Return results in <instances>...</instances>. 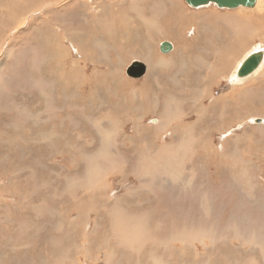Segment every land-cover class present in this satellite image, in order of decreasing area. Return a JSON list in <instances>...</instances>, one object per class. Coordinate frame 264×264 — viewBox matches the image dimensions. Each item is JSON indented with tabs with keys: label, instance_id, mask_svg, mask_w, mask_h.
Instances as JSON below:
<instances>
[{
	"label": "rangeland",
	"instance_id": "1",
	"mask_svg": "<svg viewBox=\"0 0 264 264\" xmlns=\"http://www.w3.org/2000/svg\"><path fill=\"white\" fill-rule=\"evenodd\" d=\"M21 1L0 0V264H180V252L187 256L185 264H264V81L261 83L260 79H255L264 72V67L257 76L243 83H232L231 78L236 76L238 69L236 60L241 59L252 46L264 43V0H259L255 8L237 9H223L215 4L194 8L185 0H173L178 3L175 8L182 11L186 18L181 25L176 17L168 16L169 13L164 15L163 10L168 8L164 4L168 2L164 0H143L144 6L139 5V1L143 13L141 18L132 12L131 16L140 24L145 22L149 26L154 20L155 35L145 38L150 41L149 47L154 56L160 53L166 55L160 49L164 41L173 45L167 54L177 48L172 38L161 37L165 34L161 29L164 26L167 31L171 29L175 37H184L192 42L186 54V63L176 64L180 65V72L188 71L190 75L193 70H199L202 74L197 81L192 78V73V80H189L197 82H191L193 84L188 88L179 86L178 90L172 86L184 96L178 102L184 112L175 118L173 127L184 125L177 130V137L190 141L184 148L174 147L175 153L163 149L165 144L173 141L174 136L158 134L152 129L158 122L155 120L157 116L152 111L144 115L137 112L130 89L122 91V99L117 98L127 108L124 114H117L103 110L108 102L115 109L119 107L120 104L112 101L117 97L112 91L116 85L109 81L99 84L97 79H91L94 82L86 80L90 85L85 87L84 83L71 76V85H67L66 74L57 69L50 42L48 44L45 40L57 38L59 47L67 53L71 51L72 54L68 55L72 59L79 57L81 65L87 63L85 67L89 77L95 68L110 67V70L121 74L120 78L140 83L148 73V61L129 55L124 41H114L105 49L101 45L102 36L94 34V23H87L84 28L95 37L94 51H101L102 56L93 58V61L83 60L77 44L65 36L63 30L66 24L74 22L79 26L83 22L82 8L77 2L70 8L71 12L62 11V14H57L60 11L53 14L39 11V7L35 6L29 11L34 12L35 9V16L15 24L18 28H10L12 34L5 33L9 27L8 24L3 26L1 19L6 12L11 14ZM38 1L45 2V8H48L53 0ZM99 1L89 0L86 9L95 12L92 6ZM125 2L130 7L136 4V0ZM204 11L206 13L201 14ZM159 19L161 23H158ZM244 25L252 32L243 31L248 37L243 39L244 45L239 46L240 53L230 65L229 79L218 78L211 86L214 93L203 95L208 89L205 74L216 61L214 50L224 47L226 38L234 36L235 28ZM259 31L263 34H258ZM49 32L52 36L46 35ZM6 37L10 38L6 40ZM1 41H7L3 44L4 49ZM67 60L65 58L62 62L68 64ZM136 61L147 63V71L141 76H131L126 72ZM121 67H124L123 70H120ZM62 84L66 89L59 90ZM246 84L250 86L249 93H239V89ZM192 87L202 93L200 98L189 95ZM233 89L236 91L231 93ZM91 94L97 96L90 99L89 107L88 99L82 103L81 98L85 100ZM223 94H231L228 106L219 105L218 113L214 110L203 114L202 121L208 122V127H193L199 114L191 111V105L185 103V99L197 100L195 105L199 103L201 110L203 103L204 110ZM172 97L173 100L177 98ZM105 130L115 134H112L115 146L112 143L113 146L104 148L99 144ZM144 133L149 137L150 147L144 148L142 142L136 144L132 139L126 141L131 135L143 138ZM196 134L201 148L190 144ZM132 142L136 144L133 148L129 145ZM88 156L95 159L91 160ZM93 167H103L105 172L101 178H91L89 172ZM150 169H153L152 174ZM123 196H127V201L138 203L137 206H147V215L140 219L142 222L130 219L125 228L117 224L118 212L113 203ZM194 225L200 230H193ZM166 226L171 227L168 229L171 232L163 229ZM196 235H199L198 238H195ZM153 244L157 249L152 248ZM230 248L239 253L234 257H223L222 254ZM159 250H162L160 254H153ZM252 255L257 257L252 258ZM261 256L263 259H260ZM248 259H251L250 262Z\"/></svg>",
	"mask_w": 264,
	"mask_h": 264
},
{
	"label": "bare ground",
	"instance_id": "2",
	"mask_svg": "<svg viewBox=\"0 0 264 264\" xmlns=\"http://www.w3.org/2000/svg\"><path fill=\"white\" fill-rule=\"evenodd\" d=\"M6 1V0H5ZM9 1V0H7ZM89 1V0H88ZM87 0H53L51 2H49V6L48 8H45L46 3L45 2H41L38 0H22L21 2H19V6H17L15 8V10L9 14V12H4V19H1V23L3 26L7 25V27H9L8 30L5 31V33L10 32L11 33V29L12 27L16 26L15 24H21L23 22V20H28L27 18L29 16H35V9L34 12H29L30 10H32L35 6L39 7V11H44V12H50V14L56 13L57 11H60V13L57 14H62L63 12H71L69 10H71L73 7V5H80L82 8V14L83 17L81 16V21H83L82 23H79V26H76L74 22H71L70 24H66L65 27L63 28L64 30V35L67 36L68 38H70L73 43L77 44V47L79 49V52L81 53V56L83 58V60H92L93 58L99 59L102 56L101 51L95 52L94 51V41H95V37L89 35L88 31L84 28V25L87 23H94V31H95V36L101 35L102 36V40H103V45L105 47V49H107L106 47H108V45L111 46V44L114 43V41L116 42H121L124 41L125 45L127 47V53L129 55L133 56H137V58H143V60L145 59L146 61H148V73L147 75L145 74V78L143 79V81L140 83L137 82H129L130 80L124 79V78H120L119 73L117 72V70H110V67L107 69L105 67H103V69L100 68H95L93 69V73L91 74V76L89 77L87 75L86 72V67L85 65L87 63H85V65H81L80 64V60L81 58L77 57L75 59H72L68 54H72L71 51L69 50V53H67V51H65L64 49H62L61 47H59V43H58V39L54 38V37H50L48 38L47 41L48 44L50 42V48L52 49L51 55L53 58V61L56 63V66H58L59 70H61L63 73L66 74V78L64 76V79L68 80V84L67 85H71L70 81H71V77L76 78L79 83H84L85 87L90 85L89 83L87 84L86 80L89 82H94L93 80L91 81V79H97L99 84H104L103 82L105 81H109L110 83L116 85L117 87L113 88L112 91L116 94L117 97H115V100H112L114 103L115 101L120 104L118 105L121 108H114V106L109 105L107 103V107L103 110H108L110 113L111 112H116L117 114H124L126 112V107H123V103H121V101H119V99H117L118 97L120 99L123 98V96L121 94L123 90H129L131 91L132 97L134 99V103L136 102V104H134L135 110L137 112L142 113V115H144L145 113L152 111L154 112V114L157 116V118L155 119L156 121H158L155 125H153L152 129H155L158 134L160 133H164L170 136H174L173 141L171 143L165 144L163 146L164 150H171L170 153L173 151V149H175L174 147L178 146H182V148L186 147L190 141H186L183 139H178L177 137V130L180 129L181 127L183 128L184 125L180 124L177 125L176 128L173 127L174 125V121L175 118L179 117V113L184 112V109L181 107V105L179 106V100H181V98H183V94H179L177 89L179 90V86L182 88H188L190 87L189 85L193 84L191 82L194 81H190L192 79V73H193V77L194 79H197V81H199V77L202 75L201 72L199 70H193L192 73L190 75H188V71H182L180 72V65L183 64L186 61V54L187 51L189 50L188 48L190 47V45H192V42H188L186 38L184 37H175L170 31H167V29L165 30L164 26H161L162 29V33H165L163 35H161V37H170L172 38L176 45L177 48H175V50L170 53L167 54L168 52H165L166 55L163 54H159L157 56L153 55L152 50L150 49L149 45H150V41L147 42L145 40L146 36L150 35V37H153L155 35L156 32V25L154 24V20H152V22H150L149 26L147 24H145L144 20H142V24L139 23L138 20L134 19L131 15L132 12L135 13L137 18H141V16L143 15L142 10L139 8V5L144 6L143 0H136V4L133 5V7H130L125 1L126 0H119V2H115L117 0H100L99 3L97 4H93L92 8L93 10H95V12H91L89 10L86 9V5L88 4ZM140 1V4L138 3ZM161 1V0H160ZM159 1V2H160ZM168 3L166 4V10L164 11V15H167V13H169L168 16H172V17H176L178 20V23L181 25L183 24V22L186 21V18L184 17V15L182 14V11H178L177 8H175V6H178V3H175L173 0H164ZM75 2H77V4H75ZM24 3V4H23ZM259 3V0L256 3ZM23 4V6H22ZM139 4V5H138ZM153 4V3H152ZM13 7H15V5H12ZM11 6V7H12ZM255 6V7H256ZM37 7V8H38ZM56 7V9H54ZM72 7V8H71ZM254 7V8H255ZM3 8V7H2ZM45 8V9H44ZM71 8V9H70ZM68 10V11H67ZM12 11V10H11ZM3 13V14H4ZM14 13V14H13ZM201 13V12H200ZM206 13V11L202 12L201 14ZM264 13V12H263ZM161 14V13H160ZM231 14V13H230ZM192 15V13H191ZM194 15V14H193ZM3 16V15H2ZM45 18V17H43ZM83 18V19H82ZM42 20V17L40 18ZM92 20V21H90ZM219 21V20H218ZM35 22V21H34ZM38 22V20H37ZM161 23V20H158V23ZM244 22V21H243ZM40 23V22H39ZM38 23V24H39ZM44 24H48V22H43ZM42 23V24H43ZM41 24V25H42ZM218 24V23H217ZM232 24V22H231ZM243 24V23H242ZM40 25V24H39ZM21 26V25H19ZM37 26V24H36ZM54 26V25H53ZM62 26V25H61ZM219 26V25H218ZM229 26V25H227ZM18 28V26H16ZM181 27V26H180ZM44 28V27H43ZM173 28V27H172ZM175 28V27H174ZM13 29V28H12ZM185 29V28H184ZM187 29V28H186ZM189 29V28H188ZM207 29V28H206ZM219 29V28H218ZM225 29V27H224ZM236 31L234 32V36H228L226 38V44H224V47L219 48L218 51L214 50L217 54H214V56L216 57V61L213 62L210 65V70L207 74H205V76L207 77L206 82V86L208 87V89L204 92L203 95H206L207 92H209L208 95H211L214 93L213 88L211 86L214 85L215 80H217L218 78L222 77V78H228L231 75V71H230V65L233 64L234 59L236 58V56L240 53L239 51V46H241L243 44V39L247 40L248 35H246L245 33H243V31H247L248 34H251L252 30L249 28H246L245 25L244 26H238L235 28ZM41 30V29H40ZM46 30V29H44ZM54 30V29H53ZM52 30V31H53ZM230 30V29H229ZM256 30V29H255ZM4 31V30H3ZM57 31V30H56ZM51 32V31H50ZM50 32L46 35L50 36ZM36 33V32H35ZM43 33V32H42ZM40 33V34H42ZM63 33V32H62ZM258 34H263L262 31L257 32ZM2 34V33H1ZM12 34V33H11ZM157 34V33H156ZM37 35V33H36ZM61 35V34H60ZM188 35V34H187ZM256 35V34H255ZM4 36V35H3ZM7 36V35H6ZM52 36V35H51ZM140 36V37H138ZM210 36V35H209ZM34 37V36H33ZM43 37V36H42ZM56 37V36H55ZM10 38V37H9ZM8 38V39H9ZM46 38V37H45ZM169 38V39H170ZM211 38V37H210ZM5 39V36H4ZM6 37V40H8ZM39 39V36H38ZM37 39V40H38ZM41 39V38H40ZM43 39V38H42ZM216 39V38H215ZM35 40V39H34ZM197 40V39H196ZM200 40V39H199ZM212 40V39H211ZM67 41V40H66ZM111 41V42H110ZM218 41V40H217ZM2 43V49H4L5 45H3L4 43H6L7 41H1ZM169 42V41H168ZM171 45L172 43L169 42ZM194 43V42H193ZM245 43V42H244ZM46 45V44H45ZM58 45V47H57ZM161 45L160 44V49H161ZM217 45V43H216ZM244 45V44H243ZM47 46V45H46ZM62 46V45H61ZM1 47V46H0ZM73 47H75L73 45ZM173 47V45H172ZM262 47V48H260ZM156 48V47H155ZM172 49V48H171ZM170 49V50H171ZM207 49V48H206ZM156 50V49H155ZM202 50V49H201ZM200 50V51H201ZM212 50V49H211ZM258 50V51H256ZM49 51V50H48ZM119 51V50H118ZM162 51V50H161ZM255 51V52H254ZM47 52V51H46ZM186 52V53H185ZM48 53V52H47ZM46 53V54H47ZM199 53V52H198ZM201 53V52H200ZM237 53V54H236ZM123 54V53H122ZM191 54V53H190ZM197 54V53H196ZM258 54V55H256ZM108 55V54H107ZM251 55H255L258 56L259 59V63L257 65L256 68H254L252 71H250L249 73L243 75L239 73V69L241 67V65L246 61V59L248 57H250ZM199 56V55H198ZM211 57V56H210ZM67 58L68 60V64L66 62H62L63 59ZM120 58V57H118ZM196 58H199L196 56ZM112 59V58H111ZM193 59V58H192ZM236 60V59H235ZM93 61V60H92ZM106 61V60H105ZM111 61V60H110ZM110 61H108L107 63H110ZM238 63L237 66V71H236V76H231L232 78V82L234 83H243L249 79H253V77L257 76L259 74V72L262 70V68L264 67V43L258 44L257 46H252L249 51L247 53L244 54V56L241 59H237L236 60ZM45 62V61H44ZM118 62V60H117ZM120 62H123V60L120 59ZM140 63H143L141 61H138ZM47 63V62H46ZM186 63V62H185ZM207 63V62H206ZM51 63L49 62V65ZM112 64V63H111ZM116 64V63H115ZM145 66L146 64L143 63ZM176 64H180V65H176ZM88 65V64H87ZM234 65H236L234 63ZM147 66H146V71H147ZM179 66V67H178ZM46 68H48L46 66ZM62 68V69H60ZM105 68V69H104ZM124 67H121L120 70H123ZM187 68V67H186ZM232 69V68H231ZM53 70V69H52ZM50 69V71H52ZM56 71V70H55ZM204 71V70H203ZM60 72V71H58ZM262 72V71H261ZM50 73V72H49ZM53 73V72H52ZM61 73V74H63ZM188 73V74H187ZM57 74V73H56ZM60 74V73H59ZM47 75V74H46ZM250 75V76H249ZM63 76V75H62ZM71 76V77H69ZM123 76V75H122ZM248 76V77H247ZM246 77V78H245ZM222 78L220 79V81L222 80ZM58 79V78H57ZM190 79V80H189ZM255 79H260L259 81H261V83H263L264 81V72L262 74H260V76L256 77ZM197 81H195L194 83H196ZM65 81L63 80V83ZM137 83V84H136ZM65 84V83H64ZM250 84V83H249ZM94 85H96V83H94ZM184 85V86H183ZM199 85V84H198ZM54 86V85H53ZM177 88L176 90L173 87ZM201 86V85H199ZM55 87V86H54ZM45 88V87H44ZM66 89V86H61V88H59V90L61 89ZM180 88V91L182 92L184 89ZM199 89V88H198ZM202 89V88H201ZM189 90V89H188ZM52 91V89H51ZM236 89H233L231 91L235 92ZM245 91V93H249L250 91V86L249 85H244L239 89V93ZM42 92V91H41ZM184 92V91H183ZM197 92V93H195ZM203 92V90H202ZM53 93V92H52ZM186 94V93H185ZM201 92L199 93V90L197 91V89H194L192 87V89L189 92V95L193 98V97H199L201 96ZM55 95V94H54ZM58 95V94H57ZM188 95V96H189ZM202 95V97H203ZM222 95V94H221ZM231 95V94H230ZM230 95L229 94H223V96H221L219 99H214L212 101V104H210L208 107H204L203 110V106L204 104L202 103V110L201 107L197 104V106L195 105V103L197 102V100L194 102L195 99H185V103H189L191 105V111L194 112H198L199 114V118L197 119V121H195V123L192 125L193 127H201L206 128L208 127V122H203V118H204V113H210L211 111H216L217 113L219 112V110L217 109L219 105H225L226 107L228 106L229 102L231 101L230 99ZM93 96H97L96 94H91L88 97L81 98V102L84 103L87 99V103H89V107H90V99H93ZM126 96V95H125ZM172 96H176L177 98L173 100ZM187 96V97H188ZM189 98V97H188ZM200 98V97H199ZM145 99V100H144ZM77 100V99H76ZM80 100V99H79ZM95 100L96 97H95ZM94 100V101H95ZM124 101V100H123ZM98 102V100H97ZM128 102V101H127ZM57 103V102H56ZM63 103V102H62ZM86 103V104H87ZM96 103V101H95ZM85 104V108H87ZM184 104V102H183ZM127 105V104H126ZM129 105V104H128ZM131 106V105H130ZM133 106V105H132ZM24 107V106H23ZM38 107V106H37ZM60 107V106H59ZM185 108V107H184ZM35 110V109H34ZM86 111V110H85ZM40 112V111H39ZM29 113V112H28ZM87 113V111H86ZM30 115V114H29ZM185 115V114H184ZM28 116V114H27ZM32 117L34 118V116L32 115ZM145 117V116H144ZM126 118V117H125ZM134 118H138V117H134ZM36 119V118H35ZM109 120V119H108ZM143 120V119H142ZM251 120V119H250ZM111 121V120H110ZM116 121V120H115ZM114 121V122H115ZM122 121V120H121ZM264 121V120H263ZM38 122V121H37ZM52 122V121H50ZM54 123V122H53ZM109 123V122H108ZM35 124V123H34ZM52 124V123H51ZM114 124V123H113ZM118 124V123H117ZM138 125V123H136ZM142 124V123H141ZM21 125V124H20ZM40 125V124H39ZM100 125V124H98ZM110 125V124H109ZM108 125V126H109ZM123 125V124H121ZM134 125V124H133ZM29 126V125H28ZM117 126V125H116ZM13 127V126H12ZM20 127V126H19ZM18 127V128H19ZM34 127V126H33ZM51 127V126H50ZM92 127V126H91ZM120 127V126H119ZM148 127V126H147ZM110 128V127H109ZM121 128V127H120ZM123 128V127H122ZM137 128V126H136ZM143 128V127H142ZM200 128V129H201ZM30 129V128H29ZM37 129V128H36ZM22 130V129H21ZM57 130V129H56ZM103 130V128H102ZM117 130V129H116ZM121 130V129H120ZM146 129H144L145 131ZM151 130V129H150ZM19 131V130H18ZM23 131V130H22ZM21 131V132H22ZM33 131V130H32ZM40 131V130H39ZM47 131V130H46ZM196 131V130H195ZM103 132V131H102ZM125 132V131H123ZM1 133V132H0ZM53 133V132H52ZM118 133V132H117ZM28 134V133H27ZM37 134V133H35ZM41 134V132H40ZM47 134V133H46ZM57 134V133H56ZM114 133L110 132H106V130L104 131V137H101V142L99 144H101V147L104 148H108L112 145V143H114ZM124 134V133H122ZM126 134V132H125ZM1 135V134H0ZM42 135V134H41ZM45 135V134H44ZM43 135V136H44ZM69 135V134H68ZM67 135V136H68ZM109 135V138L108 136ZM39 136V135H38ZM57 136V135H56ZM125 137H127L126 135H124ZM198 134L193 136V141L190 143L192 146L194 147H198L200 146L201 148V141H199V138L197 137ZM63 137V136H62ZM71 137V136H70ZM32 138V137H30ZM53 138V136H52ZM123 138V137H122ZM152 138V137H151ZM29 139V138H28ZM27 139V142H28ZM64 139V137H63ZM68 139V138H66ZM71 139V138H70ZM128 139H132L135 141L136 144H139L140 142H142L144 144V148L146 147H150L149 144V137L147 138V134L144 133L143 138H139L137 136L131 135V137H127L126 141ZM138 139V140H137ZM34 140V139H31ZM50 140V139H49ZM91 140L93 141L92 137ZM90 140V141H91ZM117 140V139H116ZM158 140V138L156 139V141ZM15 141V140H14ZM23 141V140H22ZM37 141V140H36ZM34 141V143L36 142ZM53 141V140H52ZM69 141V140H68ZM89 141V140H87ZM99 141V139H98ZM123 141V140H122ZM155 141V144L157 145ZM4 142V141H3ZM45 142V141H44ZM94 142V141H93ZM125 142V140H124ZM211 142V141H210ZM5 143V142H4ZM53 143V142H52ZM51 143V144H52ZM56 143V142H55ZM67 143V142H66ZM74 143V142H73ZM72 143V145H73ZM89 143V142H88ZM134 142L130 143L129 145L131 146V148H133L134 146H136ZM186 143V144H185ZM209 143V142H208ZM8 144V143H7ZM40 144V143H39ZM76 144V143H75ZM84 144V142H83ZM90 144V143H89ZM125 144V143H124ZM185 144V145H184ZM18 145V144H17ZM41 145V144H40ZM39 145V146H40ZM44 145V144H43ZM42 145V146H43ZM48 145V144H47ZM57 145V144H56ZM78 145V144H77ZM82 145V143H81ZM94 145V144H93ZM15 146V145H14ZM22 146V145H21ZM70 146V145H69ZM68 146V147H69ZM113 146V145H112ZM115 146V143H114ZM29 147V146H28ZM67 147V148H68ZM73 147V146H72ZM71 147V148H72ZM75 147V146H74ZM79 147V146H78ZM83 147V145H82ZM261 147V146H260ZM13 148V147H12ZM125 148V147H124ZM154 148H156L154 146ZM199 148V149H200ZM66 149V148H65ZM153 149V146H152ZM179 149V148H178ZM178 149H176L178 151ZM183 150V149H182ZM158 151V150H157ZM71 152V151H70ZM81 152V151H80ZM154 152V151H153ZM174 152V151H173ZM176 152V151H175ZM174 152V153H175ZM187 152V151H186ZM152 153V152H151ZM55 154V152H54ZM82 154V153H81ZM80 154V155H81ZM103 154V153H102ZM158 154V153H157ZM156 154V155H157ZM24 155V154H23ZM62 155V154H61ZM85 155V154H83ZM89 155V154H88ZM99 155V154H98ZM105 155V156H104ZM103 156L106 159H109L107 154H104ZM177 155V154H176ZM178 156V155H177ZM85 157V156H84ZM179 157V156H178ZM47 158V157H46ZM50 158V157H48ZM88 158H90L88 156ZM111 158V157H110ZM41 159V158H40ZM39 159V160H40ZM44 159V158H43ZM51 159V158H50ZM56 159V158H54ZM86 159V158H85ZM91 160H94L95 158L92 156L90 158ZM97 159V158H96ZM156 159V158H155ZM178 159V158H175ZM231 159V158H230ZM35 160V159H34ZM104 160V159H102ZM112 161V159H110ZM31 161V160H30ZM37 161V160H35ZM89 161V160H88ZM99 161V160H97ZM107 161V160H106ZM109 161V160H108ZM110 161V162H111ZM232 161V160H231ZM155 162V161H154ZM50 163V162H47ZM91 163V161H90ZM93 163V162H92ZM115 163V162H114ZM108 164V163H107ZM106 164V165H107ZM155 164V163H154ZM40 165V163H39ZM42 165V164H41ZM142 165V164H141ZM160 165V164H158ZM165 165V164H164ZM164 165H162L164 167ZM116 166V165H115ZM168 167H170V165H168ZM78 168V167H77ZM114 168V167H113ZM160 168V167H159ZM162 168V167H161ZM171 168V167H170ZM169 168V169H170ZM173 168V167H172ZM171 168V169H172ZM155 169V168H154ZM166 169V167H165ZM148 170V169H147ZM151 170V174H152V170ZM178 170V169H177ZM149 171V170H148ZM147 171V172H148ZM162 171V170H160ZM159 171V172H160ZM173 171V170H172ZM105 170L103 169V167H97V168H92L90 170V176L91 178L93 176H96L98 179L101 178L104 174ZM204 172V171H203ZM167 173V172H166ZM61 174V173H60ZM150 174V172H149ZM170 174V173H169ZM172 174V173H171ZM162 175V174H161ZM20 176V175H19ZM86 176V175H85ZM106 176V175H105ZM145 176V175H144ZM174 176H176L174 174ZM178 176V175H177ZM69 177V176H68ZM170 177V176H169ZM173 178V177H172ZM89 179V178H88ZM90 180V179H89ZM88 180V181H89ZM94 180V179H92ZM119 180V179H118ZM170 180V179H169ZM173 180V179H172ZM174 181V180H173ZM238 181V180H237ZM93 182V181H91ZM150 182V180L148 181ZM175 182V181H174ZM181 182V181H180ZM44 184V183H43ZM2 192V191H1ZM111 194V193H110ZM2 196V195H1ZM91 197V196H90ZM148 197V196H147ZM127 198V196H123L117 200L114 201L113 205L116 207L115 209L117 210V224L120 226V224H122V228H125L128 224H130L129 220L131 219L133 221V219H137L140 222H142L140 219L144 218V215L147 212V206L143 205V206H137L138 203H132L130 201L125 200ZM205 198V197H204ZM202 199V197H201ZM110 200V199H109ZM132 201V200H131ZM157 201V200H156ZM2 202V201H1ZM145 204V203H144ZM66 205V204H65ZM204 207V206H203ZM27 208V207H25ZM211 209V208H210ZM18 211V210H17ZM114 211V210H113ZM103 213V212H102ZM21 215V214H20ZM116 215V214H115ZM147 215V214H146ZM235 215V214H234ZM147 217V216H146ZM210 217V216H209ZM27 218V217H26ZM54 218V217H53ZM116 218V217H115ZM195 218V216H194ZM188 219V218H187ZM145 220V219H144ZM153 220V218H152ZM155 220V219H154ZM169 220V219H168ZM186 220V219H185ZM184 220V222H186ZM208 220V219H207ZM61 221V220H60ZM108 221V220H107ZM145 221H148L147 219ZM238 222V221H237ZM243 221H241L242 223ZM132 223V222H131ZM156 223V222H155ZM203 223V222H202ZM233 223V222H232ZM240 223V224H241ZM88 224V223H87ZM134 224V223H133ZM137 224V221H136ZM239 224V223H237ZM239 224V225H240ZM243 224V223H242ZM197 225V224H196ZM195 226V228H193V230L195 231H199L200 228L199 226ZM199 225V224H198ZM7 226V225H6ZM132 226V225H131ZM246 226V224L244 225ZM135 227V225H134ZM139 227V226H138ZM155 227V226H154ZM157 228V227H156ZM170 226H166L163 229H167L168 233L171 232ZM226 228V227H225ZM238 228V227H237ZM246 228V227H245ZM148 229V228H147ZM150 229V228H149ZM236 229V228H235ZM234 229V230H235ZM142 230V229H139ZM138 230V232H139ZM105 231V230H104ZM126 231V230H124ZM129 231V230H128ZM217 231V230H216ZM231 231V230H230ZM243 231V230H241ZM247 231V229H246ZM250 231V229H249ZM88 232V231H87ZM118 232V231H117ZM123 232V231H122ZM144 232V231H143ZM155 232V231H154ZM174 232V230H173ZM215 232V231H214ZM234 232V231H233ZM237 232H239V230H237ZM236 232V233H237ZM251 232V231H250ZM135 233V232H134ZM175 233V232H174ZM180 233V232H179ZM187 232H185L186 234ZM197 233V232H196ZM195 233V234H196ZM204 233V232H203ZM209 233V232H208ZM213 233V232H212ZM217 233V232H216ZM241 233V232H239ZM69 234V233H68ZM151 234V233H150ZM155 234V233H154ZM193 234V233H192ZM115 235V234H113ZM132 235V234H130ZM182 235V234H181ZM187 235H189L187 233ZM191 235V234H190ZM194 235V234H193ZM219 235V234H218ZM248 235V234H247ZM254 235V234H252ZM121 236V235H120ZM124 236V235H123ZM141 236V235H140ZM168 236V235H166ZM197 236V235H196ZM195 238H198V236ZM249 236V235H248ZM247 236V237H248ZM180 237V236H179ZM178 237V238H179ZM205 237V236H204ZM216 237V236H215ZM239 237V236H238ZM119 238V237H118ZM184 238V237H183ZM249 238V237H248ZM264 238V237H263ZM120 239V238H119ZM122 239V238H121ZM145 239V238H144ZM186 239V238H184ZM250 239V238H249ZM262 239V238H261ZM134 240V239H133ZM132 240V241H133ZM157 240V239H155ZM175 240V239H174ZM173 240V241H174ZM193 240V239H192ZM197 240V239H196ZM211 240V239H210ZM213 240V239H212ZM260 240V239H259ZM135 241V240H134ZM133 241V242H134ZM158 241V240H157ZM221 241V240H220ZM131 242V241H130ZM165 242V241H164ZM170 242H172L170 240ZM217 242V241H216ZM82 243V241H81ZM182 243V242H181ZM205 243V242H204ZM225 243V242H224ZM215 244V243H214ZM248 244V243H247ZM252 243H250L251 246ZM160 245V244H159ZM163 245V244H162ZM166 245V244H165ZM169 245V243H168ZM213 245V243H212ZM261 245V242H260ZM137 246V245H136ZM171 246V245H170ZM169 246V247H170ZM226 246V245H225ZM254 246V243L252 245V248ZM157 246L153 244L154 248ZM84 248V247H83ZM181 248V247H180ZM85 249V248H84ZM160 249V248H159ZM87 250V249H86ZM164 250V249H163ZM240 250V249H239ZM263 250V249H261ZM162 250L159 251H155L153 254L156 255L157 253L160 254ZM167 251V250H166ZM194 251V250H193ZM250 251V250H249ZM88 252V251H87ZM152 252V251H151ZM168 252V251H167ZM183 252V251H182ZM216 252V251H215ZM237 252L239 253V251L237 250H232L231 248L227 250V252H224L222 254L223 257H234ZM247 252V251H246ZM258 252V251H257ZM27 253V252H26ZM163 253V252H162ZM188 253V252H187ZM248 253V252H247ZM255 253V252H254ZM115 254V253H114ZM168 254V253H167ZM175 254V253H174ZM173 254V255H174ZM179 254V253H178ZM194 254V253H193ZM171 255V254H169ZM176 255V254H175ZM217 255V254H216ZM215 255V256H216ZM137 256V255H136ZM186 255L184 253L179 254V258L180 260H178V262H180V264H185L187 261ZM202 256V255H201ZM255 256V254H254ZM253 255L251 256L252 258L254 257ZM108 257V256H107ZM189 257V256H188ZM257 257V255H256ZM254 257V258H256ZM260 257V256H259ZM98 258V257H97ZM95 259V258H94ZM148 259V258H147ZM191 259V258H189ZM228 259V258H227ZM232 259V258H231ZM260 259H263V256H261ZM109 260H112V258L109 257ZM128 260V259H127ZM196 260V259H195ZM213 260V259H212ZM222 260V259H221ZM229 260V259H228ZM242 260V259H241ZM249 260V259H248ZM251 260V259H250ZM249 260V262H250ZM9 261V260H8ZM119 261V259H118ZM199 261V260H197ZM223 261V260H222ZM238 261V260H236ZM257 261V259L255 260ZM259 261V258H258ZM10 262V261H9ZM201 262V261H199ZM241 261L239 260V263ZM261 262V261H260ZM158 263V262H157ZM235 263V262H234ZM238 263V262H237ZM236 263V264H237ZM248 263V261H247ZM67 264V263H66ZM107 264H109V262H107ZM112 264V263H110ZM140 264V263H139ZM167 264V263H166ZM224 264V263H223ZM233 264V263H232ZM254 264V262H253ZM263 264V262H262Z\"/></svg>",
	"mask_w": 264,
	"mask_h": 264
},
{
	"label": "water",
	"instance_id": "3",
	"mask_svg": "<svg viewBox=\"0 0 264 264\" xmlns=\"http://www.w3.org/2000/svg\"><path fill=\"white\" fill-rule=\"evenodd\" d=\"M191 7H200L209 4H215L219 8L223 9H237V8H254L258 0H185ZM172 48V45L168 41L162 42L161 50L168 52ZM258 55V54H256ZM259 63L258 56L251 55L241 65L239 69L240 74H247L257 67ZM131 76H141L146 72V66L138 61L133 62L126 71Z\"/></svg>",
	"mask_w": 264,
	"mask_h": 264
},
{
	"label": "flooded vegetation",
	"instance_id": "4",
	"mask_svg": "<svg viewBox=\"0 0 264 264\" xmlns=\"http://www.w3.org/2000/svg\"><path fill=\"white\" fill-rule=\"evenodd\" d=\"M232 83H234V82H232Z\"/></svg>",
	"mask_w": 264,
	"mask_h": 264
}]
</instances>
